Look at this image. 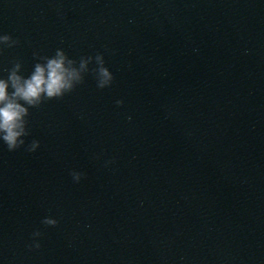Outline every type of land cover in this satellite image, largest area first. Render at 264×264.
Returning <instances> with one entry per match:
<instances>
[{"label":"clouds","instance_id":"obj_1","mask_svg":"<svg viewBox=\"0 0 264 264\" xmlns=\"http://www.w3.org/2000/svg\"><path fill=\"white\" fill-rule=\"evenodd\" d=\"M17 44L19 41L11 35H0V45L11 48ZM34 56L40 62L35 63L33 71L27 77L20 74L21 63L14 62L13 67L8 70L7 78H0V141L10 152L25 147V137L30 135L27 119L30 108H39L47 101L62 99L66 94L72 93L78 85L84 83V76L89 71L95 77L97 88L100 90L111 87L114 81V75L105 66L106 61L102 53L81 57L78 62L79 69L74 67L77 61L69 58L60 48L50 57L36 53ZM93 62L95 67L90 70L89 65ZM116 103L118 106L123 105L122 100ZM39 147L40 141L32 140L25 150L35 152ZM70 175L75 183H79L85 174L72 171ZM42 223L55 227L59 221L46 217ZM32 235L33 243L29 248L39 249L41 245L36 238L41 237L42 232L36 231Z\"/></svg>","mask_w":264,"mask_h":264}]
</instances>
